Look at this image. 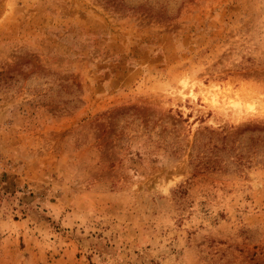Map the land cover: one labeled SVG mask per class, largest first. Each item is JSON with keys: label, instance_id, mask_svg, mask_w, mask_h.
<instances>
[{"label": "rangeland", "instance_id": "1", "mask_svg": "<svg viewBox=\"0 0 264 264\" xmlns=\"http://www.w3.org/2000/svg\"><path fill=\"white\" fill-rule=\"evenodd\" d=\"M0 264H264V0H0Z\"/></svg>", "mask_w": 264, "mask_h": 264}]
</instances>
